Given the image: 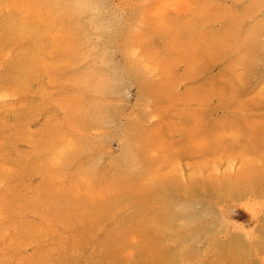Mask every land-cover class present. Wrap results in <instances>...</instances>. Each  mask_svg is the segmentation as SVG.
<instances>
[{
    "label": "rangeland",
    "instance_id": "1",
    "mask_svg": "<svg viewBox=\"0 0 264 264\" xmlns=\"http://www.w3.org/2000/svg\"><path fill=\"white\" fill-rule=\"evenodd\" d=\"M0 264H264V0H0Z\"/></svg>",
    "mask_w": 264,
    "mask_h": 264
}]
</instances>
